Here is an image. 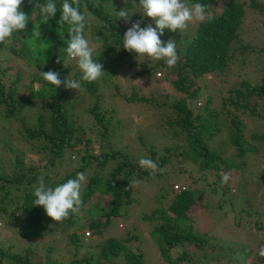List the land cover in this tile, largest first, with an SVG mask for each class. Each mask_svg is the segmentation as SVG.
<instances>
[{"label": "trees", "instance_id": "1", "mask_svg": "<svg viewBox=\"0 0 264 264\" xmlns=\"http://www.w3.org/2000/svg\"><path fill=\"white\" fill-rule=\"evenodd\" d=\"M55 2L57 15L45 21L39 8H35V3L46 4L47 0H24L22 10L29 16L26 30L14 32L6 43H0L1 53L8 51L12 54L17 50L18 54L14 57L18 58L16 61H20L17 65L6 63L3 66L0 61V106L3 107L0 116L7 119L15 118L21 125L17 129L18 133L28 140L31 149L33 148L38 154V158L45 160L38 167L23 166V161L16 159L15 170L12 173H0V192L3 196L0 215L13 220L14 215L10 213V209L14 208L22 215L21 234L24 237H41L47 234L48 231L44 230L43 226L53 220L46 215L42 206L34 205V189L41 178L47 183L51 180L49 170L42 172L43 167L52 168L63 163L64 160L76 161L75 169L67 174L57 171L56 177L59 179L57 185L76 178L79 172L86 173L89 167L96 166L94 173H98L88 174L86 185L81 189L83 203L79 212L63 219L66 225L74 226L73 231H67V228L62 227L61 232L66 231L70 242L77 245L76 249L82 245L78 234L81 226H88L99 235L106 230L114 232V219L121 217L126 221L132 212H140L143 219L153 223L150 230L151 237L155 238L160 255L167 264H197L191 260L187 249L195 247L202 251L204 248H215L218 244L183 227V223H187L190 218L186 211L197 201V193L192 186L203 180L206 181L208 174L214 188H219L221 192L227 190L226 184L221 183L222 174L227 172L231 176L234 170L242 169L243 164L245 165L244 158L255 151L253 144H248L244 139L245 124L240 115L250 114L259 120H264V112H257L252 104V98L264 101V85L246 79L239 80L237 86L228 89V95L222 98L218 110L208 107L211 103L210 96L207 97L203 107L197 108L195 113L190 108L191 103L200 96L201 86L198 79L210 73L224 74L226 65L236 49L234 44H240L239 28L243 21V5L237 0H228L221 10L213 13V5L217 0H186L189 6L196 3L205 5L206 13L210 14L206 15L203 22H198L192 37L178 41V45L176 43L178 53L176 65L168 67L163 60L151 62L148 57L144 60L143 65L146 67L141 68V75L153 74L158 67H161L171 76L170 82L176 91L183 94L169 106L173 114L163 124L172 129L174 142L165 144L162 151L158 152L156 146L146 144L144 139L139 137L147 152L143 158H149L158 165V170L153 174L151 170L139 166L140 158L135 161L106 143H103L95 153L92 144L95 131H97V139L105 142L108 135L110 136L108 130L113 119L110 114L111 108H101L100 80L103 81L106 77L103 75L91 83L80 80L82 73L76 62H72L67 57L65 51L69 39L68 25L61 27L57 23L62 0ZM129 3L128 0L126 5L128 6ZM249 6L255 12L264 11V2L249 0ZM115 8H117L116 3L112 4V0H80V11L87 17L85 36L87 37L90 27H97L99 35L104 39V50L108 56L115 54L111 57L112 61L120 62L137 57L122 48V37L128 28L135 22H140L142 28L150 23L142 22L136 14L131 15L128 22L117 19ZM174 36L176 37L173 32L165 30L161 40L167 42ZM249 50L253 51V47L248 44L240 45L238 51L244 53ZM258 51L264 54V40L263 47ZM93 59L95 60L94 57ZM49 70L58 72L62 81L69 75L70 79L79 80L81 93L88 94L94 99L85 109L94 123L88 130L73 116L72 111L75 110L76 103L72 101L71 92L74 89H67L63 84L56 88L44 81L40 73ZM7 72H11L15 77L6 89L7 83L3 81V76ZM24 73L29 75V82H24ZM21 84L26 89V93L22 92ZM40 85H43L42 89L39 88ZM115 90L120 91V87L115 85ZM121 97L129 101L147 99L146 96L122 95ZM33 106L37 108L35 107L34 115L29 117V108ZM219 112L224 113L229 122L228 139L233 152L227 156L224 150L213 148L209 144L220 131L217 122L220 117ZM253 139L264 140V133L259 136L253 135ZM73 154L79 157V161H72L75 157ZM71 155L74 156L72 159ZM109 161H115V164L107 170L106 175L100 174L99 168H104ZM169 164L174 168L167 172L184 175L186 177V180H182L184 183L179 181L175 184V181H172L170 185L172 197L166 201L165 206L157 205L164 201L160 200L155 203L156 206L153 205L154 208L152 207L149 213L141 210L131 211L130 208L138 201L132 196L134 188L130 187V182L133 180L139 182L155 175L161 176ZM176 185L183 190H177ZM10 188L15 189L18 200L12 199ZM98 190L101 193L100 197L96 196ZM5 199L7 204H4ZM100 200L103 202L101 203ZM141 237V232L139 233L135 227L123 237L115 233L96 245L94 253L66 264H116L115 262L146 264L143 251L132 250L128 245L129 241H141ZM177 247L183 249L172 259L169 251ZM262 247L264 242L256 245L255 248L252 247L254 252L251 248L246 253L252 264H264V256L259 254ZM195 249L191 250V253L196 251ZM48 250L44 264H65L52 258L51 249ZM3 258H8L10 264H43L33 260L37 258L36 250L29 246L24 253L17 251L12 254L0 248V264H3Z\"/></svg>", "mask_w": 264, "mask_h": 264}, {"label": "rangeland", "instance_id": "2", "mask_svg": "<svg viewBox=\"0 0 264 264\" xmlns=\"http://www.w3.org/2000/svg\"><path fill=\"white\" fill-rule=\"evenodd\" d=\"M127 1L112 0V4L116 3L117 6L114 9L116 14L125 8L129 14L139 15L142 22L153 23L151 18L143 17L139 12V0H129L128 6L126 5ZM227 1L217 0L216 4L213 5V13L221 10ZM237 1L244 8L243 21L239 28L240 44H234L236 49L226 65L224 74L210 73L198 79L201 90L200 96L191 103L190 108L193 113L197 111V108L201 109L203 107L208 96L211 97V103L208 107L218 110L222 98L224 99L228 95V89L237 86V82L241 79L264 85V54L258 51L259 48L263 47L264 11L263 13L253 11L249 6V0ZM258 1L264 2V0ZM208 14L210 13H206V15ZM198 22H190L188 29L184 32L180 33L179 30L173 32L176 37L174 36L172 40L176 41L178 45V41L192 37ZM153 26L155 27L154 24ZM86 38L93 49V57L103 65V71L105 72L106 79L100 80L102 83L100 90L102 96L101 108H111L110 114L113 118L108 130L110 136L108 135L105 142L97 139V131H95L92 143L95 147V153L103 143H106L137 161L147 154L144 144L139 139L140 136L146 144L156 146L158 152H161L165 144L174 142L172 129L163 125L173 114L169 106L183 94L176 91L170 82L171 76L161 67H158V70H155L153 74H140L141 68L146 67L143 62L147 59V56L131 57L120 62L112 61L111 57L115 54L108 56L104 50L103 36L99 35L97 27H90ZM248 44L253 47V51L249 50L244 53L238 51L240 45L246 46ZM16 54H18L17 50L13 51L12 54H9L8 51L0 52L1 65L3 66L6 63L19 64L20 61H16L18 58L14 57ZM149 61L152 62L153 60L149 58ZM158 71L162 72V76L157 78L156 72L158 73ZM23 75L24 82H29V75L26 73ZM14 77L11 72H7L3 76V81L7 83L6 89ZM115 85L120 87V91L115 90ZM39 88L42 89L43 85H40ZM21 89H23L22 92L26 93L23 86ZM81 92L80 89H74L71 92L72 101L76 103L75 110L72 113L78 123L84 125L88 130L94 123L93 118L88 116L85 109L94 99ZM120 95L146 96L147 99L129 101ZM252 104L257 112H264V101L262 99L252 98ZM35 107L37 108V106L29 108V117L34 115ZM0 112H3L2 106H0ZM219 116L217 122L220 131L209 144L213 148L224 150V154L227 156L233 152L228 139L229 122L224 113L219 112ZM240 116L245 124L244 139L248 144H253L254 153L244 158L245 165L243 164L242 169H236L232 172L226 184L227 190L221 192L219 188H214L208 174L206 181L203 180V182L192 186L197 193V201L186 211L190 218L187 223H183V227L195 234L211 239L210 241L214 240L218 244L215 248H204L202 251L195 249V247L187 249L190 252L191 260L197 264H252V260L246 253L252 247L255 248L256 245L264 242V140L257 141L253 139V135L259 136L264 133V120H259V118L250 114ZM18 127H21V125L15 118L7 119L0 116V173H12L15 170L14 162L16 159H21L23 166L37 165L39 167L45 161L38 158V154L33 148L31 149L28 140L18 133ZM73 155L75 157L72 155L70 157L71 159L74 157L72 161H79V157ZM75 163L76 161L64 160L63 163L52 168L43 167L42 172L48 169L51 174V180L48 183L45 182V184L47 186L57 185L59 181L56 177L57 171L65 175L75 169ZM114 164L115 161H109L104 165V168H99L100 174L106 175L107 170L113 167ZM95 167H89L87 172L84 173L86 179L82 182V187L86 185L89 173L98 174L94 173ZM166 167L167 169H165L163 175L151 176L137 182L132 196L138 203L130 208L131 211L141 210L149 213L154 208L153 205L156 206L155 203L160 200L164 201L157 205L165 206L166 201L172 197V190L170 189L172 181H175L176 184L179 181L186 180V177L182 174L167 172L174 168L172 165L169 164ZM182 182L184 183V181ZM187 183L185 184L187 185ZM10 189L12 190V199L17 198L15 189ZM100 194L98 190L96 196L100 197ZM2 197L0 192V205ZM100 202L102 203L103 200H100ZM4 204H7L6 199ZM10 213L14 215L15 220H8L0 215V248L6 249L9 254L17 251L24 253L27 246H29L36 250L37 258H33V260L44 264L46 254L49 252L48 249H51V257L56 258L60 263L66 264L74 259L78 260L83 256L86 257L90 253H94L96 245L115 233L123 237L135 227L142 234L141 241H129V247L135 251H143L146 264H167L160 255L155 238L151 237L150 230L153 223L143 219L140 212H132L126 221L121 217L114 219V232L113 230H109V232L106 230L99 235L88 226H81L78 234L82 245L78 249H76L77 245L70 242L66 231L61 232L62 227L67 228V231H73V225L68 226L63 220L61 222L53 220L43 226L44 230L48 231L47 234L41 237H24L21 234L23 232L22 215L16 212L14 208L10 209ZM256 225L258 226L256 227ZM87 231H90L91 234L87 235ZM253 248L252 252H254ZM181 249L183 248L177 247L170 250L169 256L173 259L175 255L180 253ZM193 249L196 251L191 253ZM249 254L251 255V253ZM2 263L10 264L8 258H3Z\"/></svg>", "mask_w": 264, "mask_h": 264}, {"label": "clouds", "instance_id": "3", "mask_svg": "<svg viewBox=\"0 0 264 264\" xmlns=\"http://www.w3.org/2000/svg\"><path fill=\"white\" fill-rule=\"evenodd\" d=\"M23 3L24 0H0V43H6L14 32L26 30L29 16L22 10ZM138 6L142 16L151 18L153 23L143 28L140 22L132 23L122 37V48L137 57L147 56L153 61L163 60L168 67L175 66L178 60L176 41L169 39L164 42L161 36L164 35L165 30L171 32L179 30L181 33L188 29L190 22H203L206 18V6L199 3L189 6L186 0H139ZM35 8H39L45 21L57 15L55 0H47L46 4L35 3ZM131 15L124 8L118 12L117 19L128 22ZM57 23L61 27L68 25L69 39L65 51L67 57L76 62L82 73L80 80L91 83L100 79L105 72L103 65L93 59V49L85 36L87 17L80 11V0H71V2L62 0L60 18ZM40 75L44 81L56 88L62 84L67 89L81 88L80 81L70 79V75L63 81L59 73L54 70L42 71ZM139 166L145 170H151L153 174L158 170V165L149 158H140ZM85 179V174L79 172L76 178L51 187L47 186L41 178L34 189L33 203L35 206H42L46 215L52 220L61 222L70 214L79 212L83 203L82 182ZM229 179L230 173H223L221 183L227 184ZM136 184L137 181L133 180L130 182V187L134 188ZM259 254L264 256V247L260 249Z\"/></svg>", "mask_w": 264, "mask_h": 264}, {"label": "built area", "instance_id": "4", "mask_svg": "<svg viewBox=\"0 0 264 264\" xmlns=\"http://www.w3.org/2000/svg\"><path fill=\"white\" fill-rule=\"evenodd\" d=\"M157 76H158V77L162 76V73L158 72V73H157ZM175 187H176L177 190H183V188L180 187L179 185H176ZM179 188H180V189H179ZM90 234H91V233H90L89 231H87V235H90Z\"/></svg>", "mask_w": 264, "mask_h": 264}]
</instances>
